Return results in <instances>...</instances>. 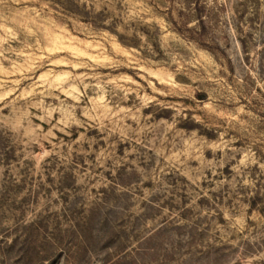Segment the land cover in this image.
Instances as JSON below:
<instances>
[{"label": "rangeland", "instance_id": "rangeland-1", "mask_svg": "<svg viewBox=\"0 0 264 264\" xmlns=\"http://www.w3.org/2000/svg\"><path fill=\"white\" fill-rule=\"evenodd\" d=\"M0 264H264V0H0Z\"/></svg>", "mask_w": 264, "mask_h": 264}]
</instances>
